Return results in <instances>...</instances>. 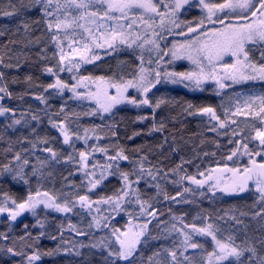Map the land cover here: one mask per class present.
Masks as SVG:
<instances>
[{"label": "trees", "instance_id": "obj_1", "mask_svg": "<svg viewBox=\"0 0 264 264\" xmlns=\"http://www.w3.org/2000/svg\"><path fill=\"white\" fill-rule=\"evenodd\" d=\"M220 2L222 0H210V3ZM7 3L8 0H0V7L10 10ZM195 4L180 12L178 22L182 21L196 27L205 16ZM26 17L30 21H39L31 25L29 32H25L23 28L17 31L18 17L0 16V33H2L0 57L3 58L4 65H13V67L0 65V71L4 72L0 86L6 85L7 90L12 93L11 97L0 93V96H4L0 100V106L15 109V116L6 114L0 117V168L8 164L14 169L12 173L0 176V202L4 200L6 194L19 203L27 198L29 192L35 195L37 191L48 193L59 203H64L65 200H77L82 195L88 196L89 201L115 198L123 187L120 173H133L135 170L136 174L130 176L134 182L132 190L137 193L139 201H147L157 210L158 215L148 216L142 214L141 210L135 209L133 212L120 214L118 219L111 218L107 226L100 224V227H96V214L82 210L78 203L72 212L64 215L38 208L36 215L27 212L19 219L11 221L7 215L1 214L0 232L6 233L9 240L0 239V249L15 247L17 251H24L25 254L36 250L43 254L59 249L55 255H42L41 260L36 264H103V255L106 254L103 250L98 251L81 245H90L93 239L105 234L108 227H123L128 218H131L151 221L137 248L133 264H149L148 257L159 250L161 256L153 257L152 260V264H155L157 259L165 258L166 253L163 249H176L180 245L177 232L163 231L165 227L171 228L173 224L177 227L195 224L196 227L202 228L211 223L219 229L218 239L227 241L231 236L235 245H254L260 255H264V247L257 243L258 240L264 239V219L254 216L261 207L258 203L259 194L254 187L250 184L244 192L237 193L222 191L223 183L219 187H212L216 178H219L213 176L214 173L224 169L225 166H233L228 159L233 151L242 147L245 142L248 143V149L252 153L258 149L257 142L252 137L255 135V129L264 125L253 116H237L233 113L237 107L242 112L249 111L245 107V102L249 97L264 95V82L228 86L223 90H217L214 85L208 84L200 91L157 84L148 96L153 103L160 99L166 101L156 110L155 118V122L163 118L165 128L159 132L150 131L154 121L151 118L152 108L147 105L135 107L126 104L116 107L107 115H101L91 105L75 102L68 96H57L49 89L47 86L53 84L57 78L66 83H70L71 80L67 75H58L61 63L60 50L52 40L55 32H50L46 27L38 6L27 12ZM248 17L251 18V15L248 14ZM233 18L234 15L230 17L231 20ZM155 24L159 25L156 21ZM214 26L217 24L210 25L205 20V27L202 30ZM151 31L149 30L147 34ZM166 33L164 31L161 35L164 51L174 40L166 36ZM37 39L39 43H36ZM247 47L251 62L255 65L264 64V59H261L260 55L264 51V45L255 43ZM16 64L20 66L17 68ZM139 65V50L119 47L117 51L111 49L103 51L99 59L80 66L77 74L93 78L132 79ZM49 67L53 69L55 75L45 71ZM165 67L176 73L189 70V66L184 63L170 62L166 63ZM26 77H31V81L26 80ZM14 78L17 81L15 83ZM41 96L44 100L38 99ZM136 98L141 99L142 96L136 95ZM188 105H192V108L188 109L192 112L202 107H212L216 115L225 121V127L219 128V122L210 119L208 114L189 115L188 111H185ZM252 110H259L258 100ZM21 113L25 114L24 119L27 123L22 122L9 127L13 119L21 118ZM32 115L38 116L39 119L32 120ZM139 116H148L149 119L141 121L137 119ZM50 118L56 123L64 121L70 135L75 134L80 137L86 135L87 142L84 139L73 138L65 144L59 129L52 127ZM232 120L236 123L232 124ZM214 126L217 127V131L210 130ZM233 131L237 133L235 137L232 135ZM134 133L139 134L134 135ZM46 148H51L57 153V162L50 159V153L45 151ZM80 152L86 153L84 160L80 159ZM118 152L128 156L129 160L112 162L109 157L115 156ZM17 153L20 154L19 161L13 159ZM69 156L73 159L68 160ZM144 157H146L143 160L144 178L140 179L139 183H135L139 176L141 158ZM24 160L28 161L27 165L23 164ZM83 162H87L88 170L95 169L97 177L101 171L104 172L106 179L96 188H91L89 181L84 178ZM109 163L113 164L112 169L106 167ZM21 168L24 178L28 181L27 184L19 179H12L15 170ZM34 168L35 174H33ZM149 169L152 170L153 175L159 170V176L156 179L148 177L146 172ZM201 173L204 175H200ZM209 174L214 180L203 185H197L186 178L194 177L196 180H202ZM156 185L160 186L159 189ZM185 189L189 191H184ZM177 193L181 195L177 196ZM132 196L138 203L137 196ZM165 196L175 197V200L165 199ZM126 216L127 219L124 218ZM174 217L181 218L182 224L180 219ZM233 217L242 223L236 224ZM37 221H40L43 227ZM161 221L165 223L161 224ZM70 225L77 231H74ZM26 231L30 236H25ZM78 231L86 234L78 235ZM41 233L43 235H40ZM20 237L25 239L21 241ZM212 240L201 237L193 239V242L201 247L194 252L186 253L191 258L192 264L203 263L207 254L213 249ZM25 245L32 247L27 248ZM65 247L70 249L68 253H64ZM76 251L81 255H75ZM179 251H181L180 246ZM178 258L183 260L182 256ZM243 260L247 261V254ZM0 264H23V257L0 251ZM117 264L123 262L117 261Z\"/></svg>", "mask_w": 264, "mask_h": 264}, {"label": "snow or ice", "instance_id": "obj_2", "mask_svg": "<svg viewBox=\"0 0 264 264\" xmlns=\"http://www.w3.org/2000/svg\"><path fill=\"white\" fill-rule=\"evenodd\" d=\"M191 0H169L168 3L164 4L163 0L159 2H154V0H8L7 7L10 10H4L0 7V16L3 17H13L19 18V21L16 25L17 31L21 28L25 32L31 30V25L34 23H39V21H30L26 17V13L29 12L33 7L38 6V11H40L45 19L46 27L48 30L54 31L55 35L52 36V40L55 42L56 47L60 50L59 61L63 63L68 58L64 55L63 52V41L70 38L69 34L71 33L72 43H76V31L77 29H83L84 33H87V37L81 34L83 39L91 38L93 41L98 38L93 33L92 27H86L84 23L80 21H87L89 25H95L96 31L100 33V37L105 39L107 47L111 51H117L119 47H127L135 51L136 49H143L145 45H151L159 53L160 45L159 40L163 37L155 31L156 27H159L162 30L171 31V29H166L165 22L172 25L174 28H180L182 21L178 22V15L180 10L184 8L185 5H189ZM163 6L165 11H159V7ZM198 6L202 9L207 10V14L202 18L196 25L195 28L189 27V33H195L200 29L199 36L195 37L190 42L180 45V49L186 50L185 55L198 69L197 71L191 72H161L154 69L145 68L143 57H140V65L138 67L137 74L132 78L124 82L123 84H113L112 87L116 88V95L108 96L104 93V102H101L99 94H96L94 98L97 100V104L104 112H111V110L118 104L127 103L135 107L149 106L152 108L151 118L154 121L153 127L150 131H163L165 128L164 120L161 118L159 122H155L156 110L161 108L163 104L166 103L165 100L160 99L156 100L154 103L149 99L148 94L150 91L162 80L171 82L173 84L181 83L185 87H190L193 90L202 89L205 81L215 80L220 88L227 87L223 81L224 79H229L233 83H240L247 80L260 79L264 80V64H261L257 67L254 63L251 62L249 56L248 45L255 44L257 42H264V0H222L220 3H209L206 0H199ZM137 13H140L137 15ZM251 15V21H249L248 14ZM145 14L147 19H145ZM233 15L237 16L236 21H232L230 17ZM223 16V18H221ZM159 18V25L155 24L156 19ZM205 20L208 24L216 25L219 27L209 28L207 32H204L202 29L205 27ZM228 21L225 23V21ZM143 27L144 34H147L149 30L151 31L152 37L150 39L143 38L142 34L139 31H134V29H139ZM2 34V33H0ZM184 35L183 32L178 33ZM200 37H206V39H201ZM63 38V40H62ZM36 43H39V39L36 40ZM98 48H103L105 45L101 43H96L95 45ZM84 51H91L87 43L84 44ZM176 46H173V49H170V54L174 58H180V53L175 50ZM168 53H164L167 55ZM261 59H264V51L260 53ZM226 56L235 58V62L232 64L222 63ZM99 56H93L92 59H99ZM163 59V55H160L156 60L157 66H159L160 61ZM81 62L90 63L91 60L85 55H81ZM151 63V61H149ZM0 65H4L3 58L0 57ZM5 67H13V65H4ZM19 64H16L15 67H19ZM79 64H74L72 67H69L68 71H73L74 69L79 68ZM218 69H222L224 72L223 77H218ZM60 71L65 69L61 67ZM46 72L55 75L51 67L45 69ZM249 72L251 74H249ZM4 79V72L0 71V81ZM86 79V78H82ZM26 80L31 81V77H26ZM13 82H17L16 79H13ZM49 89H55L59 92H63L64 89L68 88V85L63 83L59 78L56 79L55 83L49 84L47 86ZM129 88H135L139 93H141L142 98L137 99L136 97L126 96L125 93ZM75 92V86L71 89ZM0 93L11 97L12 93L7 90V86H0ZM4 96H0L2 100ZM38 99L44 100V97H38ZM259 101V110L254 111L253 105L256 101ZM245 107L249 109L247 112H242L239 107L236 108L234 115H243V116H253L258 118L262 125H264V95L258 97H249L245 102ZM192 105H188V109H191ZM63 111V109H61ZM11 114L15 116V109L6 108L0 106V116L5 114ZM199 114H208L210 119L216 120L219 122V128L225 127V121L221 120L219 116L216 115L215 110L212 107H202L196 112L188 111L189 115ZM24 113H21L20 119H13L12 124L9 127L19 125L22 122L27 123V120L24 119ZM227 116V110L225 111ZM32 120H38L39 117L32 115ZM67 119V118H66ZM138 120L149 119L148 116H139ZM50 123H52L53 128H58L61 134L63 135V141L65 144H68L70 140L75 139H84L87 142V136L84 137L77 136L75 134L70 135L69 128L65 125L64 121L59 123L53 122L50 118ZM232 124H235L236 121L232 120ZM255 127V125H253ZM211 131H217V127L210 129ZM33 131H35L33 129ZM87 130H85V133ZM139 133H134L138 135ZM115 135V133H113ZM232 135L235 137L237 133L232 132ZM254 141H258L259 151L255 152V155H264V126L255 129V135L252 137ZM47 142V141H45ZM239 145V141L237 142ZM242 147L244 155H250L248 149V143H243ZM100 151H106L105 149H99ZM239 148L232 152L228 156V159L231 160L233 156L237 155ZM46 152L50 153V159L53 162L56 161L57 153L54 152L51 148H46ZM80 159L84 160L86 158V153H79ZM14 160H20V154L17 153L14 157ZM68 160L73 159L72 156L67 158ZM112 162L117 160L128 161L129 157L123 155L122 152H118L115 156L109 157ZM146 157L141 158L140 167H139V176L135 183H139L140 179L144 178L145 169L143 168V160ZM44 163L43 161L41 162ZM254 168H244L242 171L236 168H227L220 169L219 171H226L232 174L233 180L230 186H225L222 191L229 193L244 192L248 187L249 181L255 183L256 190L259 194L258 203L261 205L260 210L257 211L254 216L264 219V163L259 165L255 164V161H252ZM24 165L28 164L27 160L23 161ZM108 169H112L113 164L109 163L106 166ZM12 169L8 164L3 165L0 168V176H3L7 173H12ZM118 171V166H117ZM36 173V169H33V174ZM136 174L135 170L133 173L123 172L120 173L122 180L124 181L125 187H122L118 194L115 197L114 207L119 209L121 202L125 197L129 195L137 196V202L140 205L141 213L148 216L156 217L158 212L156 209L152 208L147 201H139L138 195L135 190H132V184L134 183L130 176ZM160 172L157 170L156 175H153L151 169L147 170L146 175L152 179H156L159 176ZM87 175L92 176L93 179L89 180V184L92 188H96L97 185L101 184L103 180L106 179L104 172L101 171L96 177L95 169L92 172L87 173ZM167 175V173L165 174ZM200 175H204L201 173ZM253 176L255 179L253 180ZM189 180H192L193 183L197 185H203L213 180L214 178L209 174L205 177L204 180H196L194 177H186ZM13 180H21L25 184L28 181L24 178L22 168L20 170H15V174L12 176ZM221 180L216 178L215 184L212 187H219ZM159 189V185H156ZM184 191H189L185 189ZM181 193H177V196H180ZM165 199H173L175 197L165 196ZM101 202L112 203L113 198L108 197L106 200ZM79 203L81 208H91V203L88 196L82 195L77 198V200H65L64 203L57 202L56 198L51 197L48 193H43L37 191L35 196L29 192L26 199L22 202H17L15 199L8 197L5 194V198L0 202V213H7L8 218L11 221H15L22 213L29 211L33 215H36L37 207L43 205L44 208L53 209L56 212L60 213H70L72 212ZM11 205V206H9ZM243 215V213H242ZM180 219L182 224L181 218ZM236 224H241L242 221L233 217ZM149 221L148 223H150ZM41 227L43 224L40 221H37ZM165 222L161 221V224ZM74 231H77L74 226ZM96 227H100L99 221L96 222ZM183 227H177L175 224L171 228L165 227L163 231L172 232L175 231L180 235H183V251H179V246L176 249H163V252L166 253L164 259H157L155 264H192V260L189 256L184 253L188 249H198L201 246L192 242V236L184 231ZM191 230L194 233H200L202 235L211 236L215 241V248L212 252L207 254V264H264V255H260L256 246H240L233 243V237L229 236L227 241H222L217 238V232L219 229L215 228L213 224L208 223L205 227L197 228L195 224L191 225ZM142 230L138 233H134L131 237L121 239L120 236H117L119 247L118 249H112L111 245L105 243L101 239L98 243H93L91 245H81V247H89L93 249H103L106 254L103 255V264H117V261L123 262V264H133L136 253L137 245L140 243V238L145 235L147 231V223L141 226ZM27 229V225H25ZM78 235H85L84 232H77ZM40 235H43L41 233ZM25 236H30L29 233H25ZM0 239L4 241L9 240V236L6 233L0 232ZM21 241L25 237L19 238ZM54 239V237H53ZM262 247H264V239L257 241ZM27 248H31L32 245H25ZM0 251L11 254L12 256H21L23 257V264H36V262L41 260L42 255H55L56 251H49L41 254L38 250L31 251L28 254H25L24 251H17L15 247H8L6 249H0ZM64 253L70 251L69 248L65 247L63 249ZM247 254V261L243 260ZM75 255L80 256L79 251L75 252ZM161 252L158 250L153 253V256L148 257L149 264H152L153 257H160ZM182 256L183 260L178 257Z\"/></svg>", "mask_w": 264, "mask_h": 264}, {"label": "rangeland", "instance_id": "obj_3", "mask_svg": "<svg viewBox=\"0 0 264 264\" xmlns=\"http://www.w3.org/2000/svg\"><path fill=\"white\" fill-rule=\"evenodd\" d=\"M163 1L166 2V3L169 2V0H163ZM154 2L158 3L159 0H154ZM206 2L210 3V0H206ZM193 3L194 4L196 3L195 5L197 6L198 10H200L204 14V16H206L207 10L206 9H202V7L198 6L199 0H191V3L189 5H185L184 8L180 10V12H182L183 10H187L188 8L192 7L191 5ZM159 11L164 12L165 11L164 7L160 6L159 7ZM139 14L140 13H137V15H139ZM147 15L148 14H145V19H147ZM157 19L158 20H156V22L159 23V18H157ZM251 19L252 18H249V21H251ZM236 20H237V16L234 15V18L232 19V21H236ZM80 22L84 23L86 25V27H92L93 33L95 34V36L98 39L95 40V41H93L91 38L83 39L81 37V34L83 33V36L87 37V33H84L83 29H77V31H76V43H72L71 33L69 34L70 38L68 40H64L63 41V52H64V55L68 59L65 60L63 63H61L60 68L63 67L65 70L64 71L58 70V75H67V76L70 77L71 81H70V83L63 82V83L68 85V88L64 89L63 92H59V91H57L55 89H51V90L55 94H57V96H63V95L64 96H68L69 99H71V100H73L75 102L84 103V105L85 104L86 105H91L101 115H107L108 113H111L116 107L124 106L127 103H121V104L116 105L111 110V112H104L99 107V105L97 104V100H96V98H94L95 95L99 94V98L101 99V102H104V93L105 92L108 94V96L116 95V88L112 87L113 84H117V85L123 84L124 82H126L129 79H107V78L83 77V76H79L77 74V69L78 68L74 69L71 72L67 70L69 67H72L74 64H79L80 66L85 64V62H81V55L82 54L87 56V58L92 61V60H94V59H92L93 56H99L100 57L103 54V51L110 50L107 47V44L105 43V39L100 37V33L96 31L95 25H89L87 23V21H80ZM165 23H166L165 24L166 29H171V31L162 30L159 27H157L159 29H155V31L158 32L160 35H162V33L165 31V32H167L166 36H169L170 38H173L174 40H172L167 45L166 50L164 51V49H162L161 39H160L159 40V45H160V50L161 51L159 53L151 45H145V47L143 49H137L140 52V57L141 56L143 57V61H144V65L143 66L145 68H150V69H155L156 68V71L172 72V71L167 70L165 65H166V63L174 62V63L187 64L189 66L188 67L189 70H187V72L197 71L198 69L196 68V66L189 59H187L186 55L184 54L186 50L180 49L179 46L182 45V44H185L187 42H190L195 37L199 36V34H200L199 30L200 29H198L197 32H195V33H189L188 32V28L192 27V26H190L188 24H185V23L181 24L180 28L177 29V28L172 27V25L167 24V21ZM214 27H219V25L217 24V26H214ZM140 28H142V27H140ZM140 28L139 29H134V31H139L142 34L143 38H145V39L153 38L151 32H149V34L145 35L144 34V30L140 29ZM193 28H195V27H193ZM210 28H212V27H210ZM208 29H205L203 31L207 32ZM180 32H183L184 35L178 34ZM200 38L201 39H206V37H200ZM62 40H63V38H62ZM85 43H87L89 45L91 51H88V52L84 51V47L83 46H84ZM96 43H101V44H104L105 46L103 48H98V47L95 46ZM257 43L264 45V42H257ZM174 45L176 46L175 50L180 53V58H174L170 54L169 50L173 49ZM164 53H168V54L164 55ZM160 55H163V59L160 61L159 66H157L156 60L159 58ZM149 61H151V63H149ZM234 62H235V58L230 57V56H226L224 58V60L222 61V63H227V64H232ZM256 66L259 67L260 65H256ZM174 73H176V72H174ZM249 74H251V73L249 72ZM217 75H218V77H223L224 76L223 70L222 69H218ZM82 78H86V79H82ZM55 81H56V79H55ZM55 81H54V83H55ZM223 82L226 85H229V87H230V86L239 85V84H247V83L251 84V83H257V82H264V80L255 79V80L243 81V82H240V83H233L229 79H224ZM159 84H165V85H169L171 87H177V88L179 87V88H182V89H185V90H189V91H200L208 84L214 85V88H216L217 90H223L225 88V87L224 88H220L215 80L205 81L204 84H203L202 89H196V90H193L190 87H185L184 84H181V83L173 84L171 82L164 81V80H162L161 83H159ZM73 86H75V92H73L71 90ZM125 95L129 96V97H136V95L142 96L141 93H139L135 88H129L127 90V92L125 93ZM127 105L131 106V104H127ZM5 115H3V116H5ZM3 116H0V117L2 118ZM256 142H257V146H258V141H256ZM259 150H260V148L258 146L257 151H259ZM243 152H244L243 147H240L239 150L237 151V155L233 156V158L231 159V162H232L233 166L231 165L230 167H227V168H236V169H240L242 171L244 168H254L255 165H253V163H252L253 160L255 161L256 165L264 163V155H255V152L252 153L251 151H250V155H244V154H242ZM259 160H261V161H259ZM82 165H83L82 171H83L84 178H86L88 181L90 179H93L92 176L87 175V173L92 172V171L88 170L87 162H83ZM216 173H219V175H217ZM95 175L97 177L96 172H95ZM220 175H222V177ZM213 176H215V177L217 176V177L220 178L221 183H223L221 185L222 188L225 187L226 184H227V186H230L232 184L233 176L229 172L217 171V172L214 173ZM254 179H255V176H253V180ZM202 180H204V177L202 178ZM250 184L256 190L255 183H253L252 181H249L248 185H250ZM123 187H125L124 181H123ZM132 189H133V186H132ZM41 194H43V193H41ZM33 196H35V195H33ZM102 200H106V199H102ZM102 200L90 201V203H91V208L90 209L89 208H81V209L85 210V211H91V212L95 213L96 216H97V218H95L96 222L99 221L100 224L105 225V226L109 225V222H110L111 218L112 219H118L117 217L121 216L122 213H128L129 211L133 212V210H135V209L136 210H141L140 205L134 201L132 195H129V196L124 198V200L121 202V205H120L119 209L114 207L115 198H113V202L112 203L101 202ZM9 206H11V205H9ZM38 208H43V209H45L47 211H50V212H53V213H57V214H62V215L65 214V213L56 212V211H54L53 209H50V208H44L43 205L37 207V209ZM27 212L31 213L29 211H26V212L22 213L19 217H17V219H19L22 215H25ZM1 214L2 215L5 214V215L8 216L7 213H0V215ZM124 218L127 219L128 216H126ZM145 223H147V226H148V224H149L148 221H143V220H140V219L128 218V221L125 223V225H123V227H118V226L108 227L106 233L101 235L98 238L93 239L91 244L98 243L101 239H103L105 243H108V244L111 245L112 249H118L119 244H118V241L116 239L117 236H120L121 239L126 238V236L127 237H131L134 233L140 232L142 230L141 226L144 225ZM183 226L184 225L179 226V227H183ZM184 231L189 233L192 236V242H193V239L195 237L209 238V239L212 240L211 236L202 235L200 233L192 232L190 226L185 227ZM146 232H145V234H146ZM144 236H142V237H144ZM177 236H178V239H179V242H180L179 246L181 247V252H182L183 251V246H182L183 235H180V234L177 233ZM142 237L140 238V242L143 239ZM212 242H213V249H212V251H213L214 248H215V241L212 240ZM139 244L137 245V248H138ZM94 250L102 251L103 249H94ZM195 250L188 249L186 253L194 252ZM103 252H105V250H103ZM186 253H184V254L186 255ZM202 264H207V256L203 260Z\"/></svg>", "mask_w": 264, "mask_h": 264}]
</instances>
